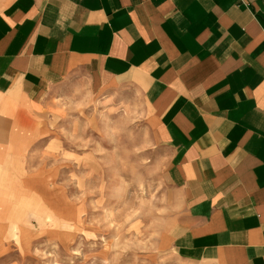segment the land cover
<instances>
[{
	"label": "crops",
	"instance_id": "obj_1",
	"mask_svg": "<svg viewBox=\"0 0 264 264\" xmlns=\"http://www.w3.org/2000/svg\"><path fill=\"white\" fill-rule=\"evenodd\" d=\"M68 80L144 101L178 257L264 264V0H0V227Z\"/></svg>",
	"mask_w": 264,
	"mask_h": 264
},
{
	"label": "rangeland",
	"instance_id": "obj_2",
	"mask_svg": "<svg viewBox=\"0 0 264 264\" xmlns=\"http://www.w3.org/2000/svg\"><path fill=\"white\" fill-rule=\"evenodd\" d=\"M46 103L25 164L29 190L12 197L0 227V264H213L171 247L182 213L139 94L68 80Z\"/></svg>",
	"mask_w": 264,
	"mask_h": 264
}]
</instances>
